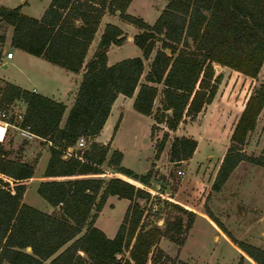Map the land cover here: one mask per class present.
Listing matches in <instances>:
<instances>
[{"label":"trees","instance_id":"obj_1","mask_svg":"<svg viewBox=\"0 0 264 264\" xmlns=\"http://www.w3.org/2000/svg\"><path fill=\"white\" fill-rule=\"evenodd\" d=\"M130 1L50 0L39 19L21 14L19 6H0V19L13 25L11 43L14 46L74 72L81 67L105 9L117 10L121 18L142 28L133 35L141 56L125 57L108 65L106 49L112 43H120L124 35L118 26L105 24L61 127L63 103L9 82L0 85V102L6 104L17 99L25 102L18 124L27 125L30 132L50 141L43 176L102 172L101 163L107 154L108 143H99L93 138L118 93L126 96L134 93L132 107L137 112L152 115L151 130L156 123L174 129L183 117H193L211 102L221 79L215 64L228 66L250 77H255L260 69L264 59V0H167L151 25L141 17L125 12ZM155 34L160 45L155 48L140 82L143 60L148 59L154 49ZM158 91L161 92L160 106L153 110ZM263 106L264 78L247 96L233 125L230 146L217 167L211 190L218 191L241 160L264 165V147L257 158L244 153L241 147L255 127ZM2 127L0 124V136ZM81 135L89 140L87 147L75 149L64 157L66 147L74 145ZM166 137L164 131L155 145V159L159 157ZM196 144L193 137L173 136L171 158L179 161L190 157ZM10 152L0 141V264H43L48 259V264H86L79 251L85 253L91 264H121L117 254L124 249L128 250L133 264H146L148 254L160 236L174 240L170 233L179 234L185 229L180 215L167 221L163 228L156 224L145 227L142 215L149 193L118 176L109 177L105 183L102 178L41 180L37 193L51 206H58V210L49 213L38 209L22 201L24 180L32 175L34 165L11 157ZM120 158L121 152L113 150L109 163L117 165ZM120 171L142 184L149 182L152 173L151 166L140 174L125 167H120ZM108 194L129 200L122 221L111 238L93 225ZM205 212L221 227L209 209ZM191 222L192 218L188 217L186 227ZM83 227L84 232L75 237ZM227 234L235 241L230 233ZM182 243L178 241V244ZM236 245L256 263L264 264L263 249L244 242ZM27 246L30 250H26ZM154 251L150 257L152 264H191L174 261L159 248ZM122 263L131 264L127 258Z\"/></svg>","mask_w":264,"mask_h":264},{"label":"rangeland","instance_id":"obj_2","mask_svg":"<svg viewBox=\"0 0 264 264\" xmlns=\"http://www.w3.org/2000/svg\"><path fill=\"white\" fill-rule=\"evenodd\" d=\"M5 1L9 3L16 2V0ZM48 1L26 0L22 11L32 16H40ZM166 3L167 0H133L127 12L141 17L147 23L150 22L151 25L159 17ZM109 12L114 13L113 11ZM129 25L135 28L136 33L142 29L132 24ZM125 29L126 32L124 33L126 35H132V31ZM156 38H158L157 34H155L154 49L150 57L143 60L140 82L143 81V71H146L149 66L155 48L160 45V40ZM7 52L13 54L14 57L16 55L11 47L7 45L0 47L1 55L7 56ZM135 53L140 55V49L134 43L127 42L121 48L111 51L109 58L134 56L132 54ZM215 65L220 66L221 79L210 104L203 107L191 118L183 117L174 129H168L164 123H156L151 130V134L154 136V145H157L164 131L167 133L158 157L159 160L152 162L150 165L152 173L149 177L150 181L147 183L152 186L158 181L161 182L162 187L160 190L162 191L160 193L163 194V198L158 197L157 203L159 209L164 211L165 214L162 216L148 210L142 219V223L145 227L156 224L163 228L165 223L175 216L180 215L182 217L185 229L179 234L170 233L174 240L166 235H162V238L160 236L152 250L153 252L155 248H159L163 254L168 255L174 261L183 259L192 261L195 264H251L243 259L244 255L241 250H238L239 247L236 244L237 242H244L264 250V165L241 160L218 191L211 190V182L223 154L230 146L231 130L247 96L264 78V59L255 77L244 75L225 65ZM54 67L65 71L59 66L54 65ZM157 87L158 90L161 89L160 84ZM160 93L158 91L157 98L153 103V110L160 101ZM1 109L8 113L9 111L20 110L16 105H7L3 101L0 102ZM0 124L6 126L2 121H0ZM12 129L11 127L8 128L2 143H5L4 146L10 149L11 157L24 159L34 165L31 178L24 180L25 187L22 201L42 210L50 208V205L36 191L48 160V153L46 152L47 154L44 155L42 152L49 145L33 137L17 135ZM180 134L195 138L197 144L190 157L176 161L170 156V142L173 136ZM149 139L145 116L142 115V118H139L133 116L131 112L126 113L125 123L118 131L115 140L116 146L124 152L121 164L137 172H142L149 161ZM88 141L86 139L83 148L87 147ZM241 147L244 153L255 158L263 153L264 106L257 116L255 127L248 133ZM75 149L76 146L73 150ZM109 157L106 154L101 167L107 168L105 174L112 177L115 176L116 170L113 167L114 165L109 163ZM180 170H182V174H179ZM125 178L138 183L131 176ZM163 187L165 193H163ZM167 187L172 190L166 191ZM145 200V207H147L149 199ZM124 204V201L117 200L113 208H109L108 214L104 213L98 223L105 220L106 229L113 228L120 221H116V217L123 214L122 206ZM206 208L220 222L221 227L214 220H212V223L214 222L224 232L233 235L235 238L234 244L220 235L218 239H215L216 230L204 218ZM188 217L192 218V222L189 227H186L185 221ZM184 239V244L180 247L178 241L183 242ZM127 255V249H124L119 255V259H124ZM48 263L49 259L43 262V264ZM1 264L7 263L2 262Z\"/></svg>","mask_w":264,"mask_h":264},{"label":"crops","instance_id":"obj_3","mask_svg":"<svg viewBox=\"0 0 264 264\" xmlns=\"http://www.w3.org/2000/svg\"><path fill=\"white\" fill-rule=\"evenodd\" d=\"M132 1L133 0H131L130 3L128 4V6L126 7L125 12H127ZM49 2H50V0L48 1L45 8L43 9L40 16H32V15H29V14L22 11L23 5L26 3V0H16V2H13V3L6 2L5 0H0V6L8 7V8H13V7L19 6V12L21 14L39 19L42 16V14L44 13V10L47 8ZM127 13H129V12H127ZM106 23H111V24L118 26L122 30V34L124 35V39L120 43H118V44L112 43L106 49V51H105L106 64L109 65V64H112V63L122 59V58L131 57V56H124V57L123 56H117L118 58H113V59L109 58V53L111 51H114L115 49L121 48L127 42L128 43H134L133 42V34L136 32H135V28H132L129 25L132 23L121 18L118 15L117 10H115L114 13H110L109 11L104 10L102 12L100 18H99V21H98L97 27L94 31V34L92 36V39L90 40V42L88 44V47H87L86 52L84 54V58H83L81 67L77 72H74V71L68 70V69H66V68H64V67H62L56 63L48 61V60L44 59L42 56L34 55V54L29 53V52H27V51H25V50H23L17 46H14L11 43V38H12V34H13V25H11V24L5 22L4 20L0 19V47L3 45L4 46L7 45V46L11 47L16 54L15 57L13 54L11 55V53H10L9 57L5 56L4 54L3 55L0 54V85H3L5 82H9V83L15 84L21 88L32 90L34 92L42 94V95H44V96H46V97H48L54 101H58V102L63 103L64 109L62 111V114H61V117L59 120V126L60 127L63 126L65 119H66V116L68 114V111H69L71 105L73 104L74 98L76 96V92H77L82 74L85 71L86 63L90 60L93 52L95 51V49L97 47V43H98L99 38H100V35H101ZM148 23H150V22H148ZM125 28H127L128 31H132L133 32L132 35H126L124 33V32H126ZM91 47H92V49H91ZM90 49H91V51H90ZM132 55L141 56V50H140V55H137V53L132 54ZM54 65L63 68L65 71L58 69V67H54ZM148 68H149V66L147 67L146 71L148 70ZM260 68H261V66H260ZM146 71L144 70L143 74H145ZM133 96H134V93L131 96H126L122 93H118L116 95L114 101L112 102V104L110 106V110H109V113L106 117V120L104 121V123H103L102 127L100 128V130L98 131V133L93 138L95 141H97L99 143H104V144L108 143V150H107L108 156L111 155L113 150H119L121 152L120 162L117 165H114V164H111V165H114L113 167L116 170L115 176L122 177L124 179H127L125 177L130 176V175H126V174L122 173L120 171V167H125L128 169H131V168L126 167V166L121 164L123 157H124V152L122 151V149L120 147L116 146L115 140H116V135H117L118 131L121 130V128L123 127V125L125 123L126 113L131 112V114H133V116L139 117V118H142V115H144L146 120H147L148 132H149V136H150V139H149L150 156L148 157L149 161L147 162V166L145 167V169L142 172H137L134 169H131V170L134 171L135 173H139V174L145 173L147 171L146 169L149 168V166L152 162H156L157 160H159L158 158L157 159L154 158V152H155V145L153 143V139H154L153 137L154 136H152L151 129H150L151 124L154 122V119L152 118L151 114L146 115V114H142L140 112H137L134 109H131V108H133L132 107ZM156 98H157V94H156V97L154 98V102H155ZM12 102L14 103V105H16L18 108H20V111H22V112L24 111V109H25V102L24 101L22 102L20 99H17V100H13ZM209 104L210 103H207L203 107H205L206 105H209ZM157 106H160V101L157 103ZM1 125L3 126L2 127L3 130H2V133L0 136V139L2 138V136H3L2 139H4L6 132H7L9 127L13 128L12 130L17 135L20 134L18 132V130L16 128H14L13 126L6 125L5 131H4V125L3 124H1ZM3 132H4V135H3ZM181 135L182 134H180L178 136H181ZM26 137H33L39 141L42 140L49 145L48 141H45L43 138H41L40 136H38L32 132L29 136L27 135ZM4 145H5V143H4ZM46 152L48 153L47 157H49V147L45 148V150L42 153H44V155H46L47 154ZM21 160H24V159H21ZM24 161H26V160H24ZM101 169H102V172H96V173L87 172V173L64 175V176H60V177L42 176V179H40V181L46 180V179H53V178H59V179L102 178L104 183H105L109 179V176H107L105 174V173H107L108 169L105 167H101ZM29 178H31V176ZM128 180H130V179H128ZM134 180H137V179H134ZM137 181H138V183L131 180V182H133L135 185H139V186L143 185L139 180H137ZM171 190L172 189H170V191ZM98 196H99V193L96 197V200L98 199ZM172 198H174V197H172ZM117 200H122L125 203L122 206L123 214L122 215L119 214L116 217V221L120 220L119 223L117 225H115L113 228H111L110 230H107L106 225H105L106 221L101 220V222L98 223V220L102 217V215L104 213L108 214V212H109L108 209L113 208L114 203ZM172 200H174V199H172ZM175 202H177V201H175ZM128 204H129V200L127 198L119 197L116 194H108L104 200L102 207L100 208V210L97 211L96 217L94 218V221H93V225L96 226L97 228H99L104 233V235L106 237H108V238L113 237L115 235L117 229H118V226H119V224L123 218L124 212H125ZM57 210H58V206L54 207L51 205H50V208L43 209V211L49 212V213L56 212ZM204 214H205V217L204 216L203 217L205 219H207L208 222H210V224L213 225L214 230H216V233L214 234L215 239H218V236L220 235L224 239H227L234 244V242L228 236L227 232L226 231L224 232L222 229H220L216 224H214V222L212 223V219L206 214V212H204ZM84 230H85V227H83L81 229V231L75 237L81 235L84 232ZM162 237L163 236H161V238ZM185 239L183 240V243L180 245V247L184 244ZM68 243L69 242H67L66 244H68ZM238 250L240 251L241 249L238 248ZM127 252H128V250H127ZM241 252L244 255V258H243L244 260H246L247 262H249L251 264H258L250 256L246 255L245 252H243L242 250H241ZM79 253L86 260V264H91L89 262V260L87 259L85 253H83L82 251H79ZM120 254L121 253L117 254L118 258H119ZM126 258L130 261L131 264H133V261L131 260L129 253H128ZM126 258H124V259H126ZM124 259L120 260L121 264H123L122 262ZM181 260H183V259H181ZM183 261L189 262L191 264H195L192 261H187V260H183Z\"/></svg>","mask_w":264,"mask_h":264},{"label":"built area","instance_id":"obj_4","mask_svg":"<svg viewBox=\"0 0 264 264\" xmlns=\"http://www.w3.org/2000/svg\"><path fill=\"white\" fill-rule=\"evenodd\" d=\"M7 56L10 55V52H7L6 54ZM22 102L23 100L20 99ZM7 105H11L14 106L13 102L10 103H6ZM22 111H9V113L5 110H0V121H2V123H4L5 125H9V126H13L14 128H16L18 130V132L23 135V136H29L31 134V132L28 129V126H20L18 123L19 121L22 119ZM5 127L4 126V131H5ZM4 135V132H3ZM3 138V136H2ZM0 139V141H2L3 139ZM86 142V138L81 135L78 136L75 144L74 145H70L66 147L65 153L63 154V156H67L68 154H71V152L73 151V148L76 146V149H83V146ZM48 143L50 144V141H48ZM182 170L179 171V174H182ZM150 181V180H149ZM141 187H143L148 193V199L149 201L147 202V207H145L144 211H143V215H142V219L145 216L146 212L149 210L151 213H155V214H161L162 216H164L165 212L160 210L158 207V203H157V199L159 198H163V194L160 193V188L162 187L161 182L158 181L157 183H155L152 186H149L148 184L146 185H140ZM163 193H165L164 187H163Z\"/></svg>","mask_w":264,"mask_h":264},{"label":"water","instance_id":"obj_5","mask_svg":"<svg viewBox=\"0 0 264 264\" xmlns=\"http://www.w3.org/2000/svg\"><path fill=\"white\" fill-rule=\"evenodd\" d=\"M215 69H216V71H219V69H220L219 65H215ZM166 191H170V188L167 187V188H166ZM26 249H27V250H30V246H27ZM152 250H153V247L151 248V251H150L149 254H148V259H147L146 264H151V258H150V257H151V252H152Z\"/></svg>","mask_w":264,"mask_h":264}]
</instances>
